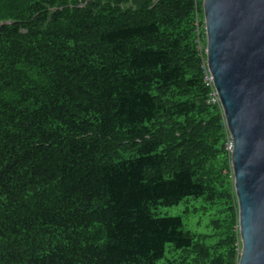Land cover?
<instances>
[{"label":"trees","instance_id":"16d2710c","mask_svg":"<svg viewBox=\"0 0 264 264\" xmlns=\"http://www.w3.org/2000/svg\"><path fill=\"white\" fill-rule=\"evenodd\" d=\"M201 4L0 0V264H238ZM189 198L211 236L161 215Z\"/></svg>","mask_w":264,"mask_h":264},{"label":"water","instance_id":"95a60500","mask_svg":"<svg viewBox=\"0 0 264 264\" xmlns=\"http://www.w3.org/2000/svg\"><path fill=\"white\" fill-rule=\"evenodd\" d=\"M206 62L227 129L238 264H264V0H203Z\"/></svg>","mask_w":264,"mask_h":264},{"label":"rangeland","instance_id":"374dc122","mask_svg":"<svg viewBox=\"0 0 264 264\" xmlns=\"http://www.w3.org/2000/svg\"><path fill=\"white\" fill-rule=\"evenodd\" d=\"M199 1L202 2L201 4L202 12L200 14L199 20L200 22L203 21L204 23L203 0H199ZM199 33L203 34L201 29ZM224 121H225V118H224ZM225 125H226V122H225ZM226 141H227V131H226V136H225V144H226ZM225 150H226V145H225ZM226 153L229 155L227 150H226ZM228 162L230 163L229 165L232 168L231 155H229ZM225 172H229L228 167L225 169ZM232 173L233 171L231 170L230 181H231V185L234 186V176L232 175ZM234 192H235V189H234ZM235 201L237 202L236 193H235ZM205 204L206 202L203 200V198H198V199L189 198L183 201L182 203H180L179 205L171 206V207H162L160 211H161V215L181 216L185 223L186 229L189 230L193 235H196L198 237H200L201 235H205V234L211 236L212 235L211 224H212L213 219L217 217L216 214L220 208L217 207L216 205H213V207H211L210 205L208 204L205 205ZM237 210H238V203H237ZM238 224H239V216L237 218L236 223L233 224L232 226L235 234L239 231ZM211 240H213L212 237L211 239H209V241ZM168 256H170L169 252L166 253V257ZM166 257L163 260H161L158 264H165Z\"/></svg>","mask_w":264,"mask_h":264},{"label":"built area","instance_id":"2783aa9c","mask_svg":"<svg viewBox=\"0 0 264 264\" xmlns=\"http://www.w3.org/2000/svg\"><path fill=\"white\" fill-rule=\"evenodd\" d=\"M195 24L197 26L198 50L202 54H205V60L203 61L202 67L204 68V83L210 89L208 103L209 104H216V105H219L221 107L220 98H219L218 92L216 90L213 77L210 74L209 69L207 67V62H206V35L204 36V38H205V42H204L203 41V34L199 33L200 29H201L202 33H203V29H204V33H205V24L203 23V25H201L200 20H199V16L196 17ZM226 131H227V141L225 144L226 150L229 153V155H231L233 148H234V143H233V139H232V137H231V135L227 129V126H226Z\"/></svg>","mask_w":264,"mask_h":264},{"label":"clouds","instance_id":"9594fccd","mask_svg":"<svg viewBox=\"0 0 264 264\" xmlns=\"http://www.w3.org/2000/svg\"><path fill=\"white\" fill-rule=\"evenodd\" d=\"M223 111V110H222ZM223 116H224V114H223Z\"/></svg>","mask_w":264,"mask_h":264}]
</instances>
